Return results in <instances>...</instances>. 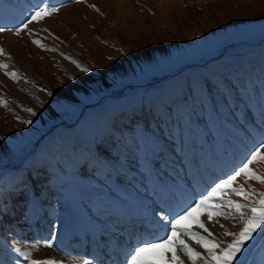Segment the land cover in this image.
<instances>
[{
  "label": "rangeland",
  "instance_id": "1",
  "mask_svg": "<svg viewBox=\"0 0 264 264\" xmlns=\"http://www.w3.org/2000/svg\"><path fill=\"white\" fill-rule=\"evenodd\" d=\"M39 7L58 11L41 13L43 19L16 35L15 29ZM0 49L6 53L0 64L8 66L0 70V101L5 102L0 104V264H16L17 259L31 264L13 245L31 259L52 264H67L68 259L114 264L107 227L119 220L118 211L124 208L120 201L128 200L124 210L139 215L137 204L146 200L160 219L158 226L166 227L162 216L182 214L264 140V0H0ZM232 53L259 62L251 83L229 84L235 107L213 84L211 96L232 129L225 139L218 137L216 126L211 121L208 126L200 114L195 132L182 137L183 116L172 115L167 106L155 112L154 98L164 99L163 86L174 96L177 88L190 110L188 70L197 67L211 77L220 71L222 55ZM77 64L89 71L81 72ZM6 71L18 73L17 79ZM173 73L182 77H167ZM197 130L205 132L199 146L193 140ZM249 171L264 177V162L249 165ZM228 187L264 193V184L242 175ZM227 199L247 202L242 196ZM212 217L208 219L206 208H198L180 224L202 237L211 232L212 239L230 243L224 232L238 231L237 221L215 213ZM140 220L133 230L137 237L146 228V219ZM94 224L100 227L96 235ZM78 226L87 227L84 242L73 239L79 237ZM162 227L154 229L161 232ZM117 229V243L133 250L137 243L126 240L125 227ZM94 242H102L110 258L91 260ZM184 243L206 255L194 239L184 237ZM162 245L141 252L140 258L175 264L170 259L175 252L184 264H192L171 244ZM241 253L242 264H264V239L257 237Z\"/></svg>",
  "mask_w": 264,
  "mask_h": 264
},
{
  "label": "snow or ice",
  "instance_id": "2",
  "mask_svg": "<svg viewBox=\"0 0 264 264\" xmlns=\"http://www.w3.org/2000/svg\"><path fill=\"white\" fill-rule=\"evenodd\" d=\"M80 2V0H76ZM55 7H39L37 11L30 14V19L26 23H22V27L15 29V34L19 35L22 31L28 28V24L32 23L38 17L43 19L41 13L52 14L57 12ZM36 44L37 41L33 40ZM39 46V45H38ZM0 55H6L3 49H0ZM67 58V57H66ZM73 63H76L73 61ZM8 66L0 64V70L6 69ZM81 72H88L89 69L77 64ZM5 75L12 79H17L18 73L15 71H6ZM71 79V78H70ZM52 95V93H48ZM5 103L0 101V104ZM31 115H35L31 109H25ZM22 123L29 124L31 121H23ZM261 149H264V140H261L259 146H254L250 151V154L242 161V165L233 170L232 173L227 175L226 179H221L220 182L215 183L210 190H206V194H202L199 200H194L192 204L186 206L182 210V214H178L174 217H168L164 215L161 220L166 223V227L163 229L164 235L158 237L159 244H171L173 249H177L179 253L187 257L192 261V264H196L193 260L195 257L198 260H202L203 264H242L239 256L242 249H246L249 242H255L257 237L264 239V193H251L244 192L240 188H229L237 177L243 176L246 180L251 179L264 184V177L257 175L253 171H249V165L258 162H264V154L261 153ZM242 196L247 202L240 203L227 199L228 196ZM255 197V200L252 197ZM198 208H206L208 210V219L212 220V214L215 213L217 217H223L225 220H235L239 224L238 231H225V236L231 237L230 243H224L218 239H212V233L208 232L203 223H199L198 226L208 232V237H202L198 233H194L191 229L181 226L180 222L186 217H190L194 211ZM223 209V210H222ZM223 227V225H221ZM259 230V231H258ZM184 237L188 239H194L197 244L205 249L206 255H202L200 252L194 251L186 243H184ZM154 241H141L137 244L132 251L128 252L125 257V264H152L150 261H146L140 258L141 252L145 248H154L159 246ZM26 247L36 248V245H27ZM46 247L51 248V244H47ZM13 250L20 253L23 260H30L31 264H52V261L48 260H35L31 259L28 252L22 251L20 247L13 245ZM171 261L175 264H184V261L180 259V256L175 252L171 256ZM16 264H21L20 259H17ZM83 264H89V261L84 260Z\"/></svg>",
  "mask_w": 264,
  "mask_h": 264
},
{
  "label": "trees",
  "instance_id": "3",
  "mask_svg": "<svg viewBox=\"0 0 264 264\" xmlns=\"http://www.w3.org/2000/svg\"><path fill=\"white\" fill-rule=\"evenodd\" d=\"M222 57H224V60L220 64V71L211 73V77L206 75V71H200L197 67H193L186 73L190 76L187 85V87L189 86V89L186 87L188 90L187 95L188 97L190 95L193 97L190 110H188L184 105L185 100L181 99V91L177 88L174 89V96L171 94L170 90L167 89V87L163 86L161 92L164 95V99L154 98L152 102L155 112L161 111L162 107L167 106L171 107L170 113H172V115L178 113L183 116V136L185 137H187L189 133L191 124L195 122V117H200V114H202V116L207 120L208 126H210L209 121H211L217 129L223 126H220L218 123H223L226 127L232 129L230 123L227 122L224 115L225 110L217 102H215L211 96L212 89L214 87L213 84L219 86L223 90L225 98L228 99L229 105L231 107H235L236 100L229 84L237 87L241 82L251 83V80L255 78V74L258 73L259 62L255 58H252V56H250V58H246L245 55L232 53L227 57L226 55H222ZM208 71L212 72L214 70L209 69ZM174 74L175 73L167 77L171 78ZM181 77L182 75L176 78L174 76V81H177ZM161 79L162 78H158L155 81H159ZM177 97L180 98V100H178ZM166 120L171 122V118L169 116ZM201 141L202 137L198 134V143L200 144ZM9 174L13 175V172L11 171ZM22 179L23 178H20L21 181Z\"/></svg>",
  "mask_w": 264,
  "mask_h": 264
},
{
  "label": "bare ground",
  "instance_id": "4",
  "mask_svg": "<svg viewBox=\"0 0 264 264\" xmlns=\"http://www.w3.org/2000/svg\"><path fill=\"white\" fill-rule=\"evenodd\" d=\"M8 44H12V41H11V39L10 38H8ZM9 47V46H8ZM6 51L8 52V50L6 49ZM183 185H184V188H185V194L187 195V196H190L191 198L193 197V193H191L190 191H188V187L186 186V184H184V183H182ZM202 188H196V190L198 191V190H201ZM191 191H192V189H191ZM195 191V190H194ZM115 199H117V198H115ZM120 202H122V205H123V210L127 207V205H128V203H130L128 200H126L125 202H123V201H120ZM148 203L149 202H147L146 200H144L143 201V203L142 202H140V203H138L137 204V206H138V208H139V211L141 212V214H137L135 211H132L133 213H134V218H132L133 220H135L134 222H129V224H127V220H129V218L131 217V215L128 213V209H126V210H120V211H118V215H119V217L121 218L122 217V215H126V220H125V222L123 221V222H121L119 225H122V226H125V230H124V232L126 233L125 234V236H126V238H131V237H134V236H136V234H137V232L136 233H133L134 231H136L135 229L137 228V230H138V228H139V224H138V222H139V220L138 219H140V217L141 216H143V217H152V214H150V213H148V209H147V206H148ZM110 205V204H109ZM109 205H108V207H109ZM117 206V205H116ZM111 208V207H110ZM125 213H128V214H125ZM138 215V216H137ZM156 219H158V218H156ZM159 222V221H158ZM160 223V222H159ZM115 224H117L118 225V223H115ZM115 224H113V225H110L111 227H107V234L108 235H110L111 237V239H110V243H109V246H108V249H111L112 250V254H110L111 255V258L109 257L110 255H106V254H104L103 253V250H102V242H98V243H96V242H94L93 243V252H91V255H90V258H91V260L93 259L96 263L97 262H99V260H100V258H103V257H107V258H110V259H112V260H114V264L115 263H117V262H119V261H125L124 260V254H123V251L125 250V252H130V251H132V249H129V248H127V247H125V244L123 245V246H121V248L119 249L117 246H116V243H117V239H116V232H117V227H116V225ZM145 224V223H144ZM189 224V223H188ZM115 225V226H114ZM160 227H162V225H160ZM85 228H87L86 226H78L77 227V233H78V236H79V238H81L82 240H84V231H85ZM165 227H162V230L164 229ZM91 229H92V233H94L95 235L97 234V231H98V229H100V227H99V225L98 224H94V225H92V227H91ZM90 230V229H89ZM134 230V231H133ZM91 231V230H90ZM120 231H121V229H120ZM105 232V231H104ZM91 233V232H90ZM119 233V232H118ZM117 233V234H118ZM131 234L133 235V236H131ZM135 234V235H134ZM124 235V234H123ZM94 236V235H93ZM162 236V234H160V233H156V232H152V234H151V237L148 239V240H144V241H154V242H156V243H158L159 244V241H158V237H161ZM148 237V231H147V229H145V230H143V231H141V233H140V236L139 237H137V238H132V240H133V242H137V243H141V238H143V239H146ZM184 239V238H183ZM84 242V241H83ZM121 242V241H120ZM122 243V242H121ZM162 246H164V245H162V244H159V246H157V247H154V248H145V250H144V253H145V251H150V250H155V249H159L160 247H162ZM170 248H165L164 250H166L164 253L167 255V257H168V251L167 250H169ZM172 249V248H171ZM117 250H120V253H117ZM114 251V252H113ZM109 252V251H108ZM151 252V251H150ZM158 252V251H157ZM153 253V252H152ZM159 253V252H158ZM141 254H143V253H141ZM158 255V254H157ZM122 256V257H121ZM152 257H154V256H152ZM145 258V257H144ZM144 258H142V259H144ZM155 258V257H154ZM157 258H159V257H157ZM106 259V258H105ZM164 259V258H163ZM148 260V259H147ZM156 260V259H155ZM159 260V259H158ZM157 260V261H158ZM93 261V262H94ZM153 261V260H152ZM90 262V261H89ZM78 264H83V261H81V262H77ZM77 263H75L74 261H72V260H67V264H77Z\"/></svg>",
  "mask_w": 264,
  "mask_h": 264
}]
</instances>
